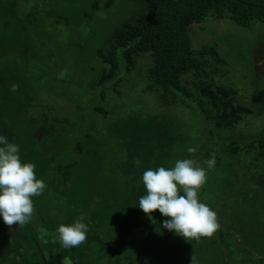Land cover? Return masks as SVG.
Wrapping results in <instances>:
<instances>
[{"label":"rangeland","instance_id":"rangeland-1","mask_svg":"<svg viewBox=\"0 0 264 264\" xmlns=\"http://www.w3.org/2000/svg\"><path fill=\"white\" fill-rule=\"evenodd\" d=\"M107 1L19 0L17 17L10 19L9 0H0V106L19 135L20 158L35 164L40 179L49 158L56 166L74 164L71 184L47 180L44 192L33 196L42 203L37 212L58 222L74 212L116 258L102 264H264V24L244 29L230 20L209 19L192 28L195 47L216 45L229 63L223 76L202 75L210 83L200 94L237 112V125L218 131L194 110V102L188 100L190 108L181 102L163 106L158 92L147 91L144 77L152 58L146 54L130 73L122 69L105 84L107 100L98 98L101 88L92 87L109 68L98 49L138 9L132 0H114L109 8ZM33 60L38 83L29 73ZM198 81L194 75L183 78L191 87ZM231 142L250 149V159L260 153V160L238 165L221 152L220 144ZM188 147L196 151L189 153ZM210 155L215 164L199 197L216 213L214 235L185 240L162 227L168 217L158 210L149 218L136 207L145 194L144 170L171 167L184 158L207 168ZM220 232L229 248L221 244ZM84 251L86 264L99 263L96 247ZM23 256L22 264H39L35 255Z\"/></svg>","mask_w":264,"mask_h":264},{"label":"trees","instance_id":"trees-1","mask_svg":"<svg viewBox=\"0 0 264 264\" xmlns=\"http://www.w3.org/2000/svg\"><path fill=\"white\" fill-rule=\"evenodd\" d=\"M132 1L138 5V9H135L128 19L116 27L112 34L107 35L105 44L98 49L101 61L109 67L103 69L96 86H91L92 90L101 88L97 94L98 98L102 101L107 100L105 84L114 81L122 69L130 73L135 68L138 58L146 54L152 58V64L147 68L144 77L147 91L158 92L161 105L171 107L181 102L184 107L190 108L188 102L190 100L195 103L194 110L202 115L206 122L214 124L216 130L228 131L234 128L238 123L237 112L232 111V107H217L211 97H203L200 94V91L202 93L204 87L210 83L208 80L202 79V75H205V72H211L214 76L225 75L226 67L229 65L228 60L216 45L204 44L195 47L191 37L192 28L195 24H202L213 19L230 20L241 28L253 29L258 24H264V0ZM18 2L19 0H9L8 15L10 19L17 17ZM113 3L114 0H108L105 6L109 8ZM93 8H97V2L93 4ZM26 20L30 22V17L27 16ZM5 25L9 26L10 22L6 21ZM28 63L30 65L29 73L35 76L34 83H38L37 70H34L37 65L36 61ZM45 70L47 69L45 68ZM189 75H194L199 79L196 86H187L183 82V78ZM196 90L199 91V94ZM26 99L28 105L31 106V97L28 96ZM230 108L231 110L228 111ZM98 110L106 113L102 108H98ZM7 114L9 113L0 106V135L18 144L19 135ZM213 143L219 145L218 141L214 140ZM220 146L222 154L238 165H255L256 160L261 158L260 153L256 158H248L250 149L241 147L237 143H222ZM81 150L80 147L78 151ZM49 160L50 165L45 169V175L41 178L45 184H47V180L51 179L59 185L71 184L73 178L71 169L74 168V164L58 163L56 166L53 165V159L49 158ZM38 166L36 165L37 168ZM55 169L58 174H55ZM138 176L136 175L133 180H136ZM35 200L32 197L34 211L30 219L40 215V211L37 212L40 208L37 210L36 208L40 207L42 203ZM235 202L237 203L235 200L233 204ZM71 220L72 222L75 220L72 215L69 219L63 220V224H70ZM25 225L26 227L30 226L28 221ZM21 228L22 225L20 227L9 226L0 220V264H22V261L19 260L22 258L20 251L24 242L13 235L15 231H21ZM214 234L215 232L212 235ZM224 235V232H220V242L225 245L224 247L229 248L230 242L224 238ZM211 236H202L199 239L206 240ZM88 241L98 243L99 251H104L105 243L100 236L87 235L85 242ZM79 250L74 247V253L82 255ZM229 252L232 253V250Z\"/></svg>","mask_w":264,"mask_h":264},{"label":"clouds","instance_id":"clouds-1","mask_svg":"<svg viewBox=\"0 0 264 264\" xmlns=\"http://www.w3.org/2000/svg\"><path fill=\"white\" fill-rule=\"evenodd\" d=\"M64 74L61 70L59 77ZM195 151V147L187 148L189 153ZM204 164L207 168L184 158L176 159L171 167L144 170L141 181L145 194L138 197L136 207L149 218L158 210L168 217L161 222L162 227L185 240L211 236L219 224L215 211L200 199L199 191L206 183L207 170L215 164L214 157L210 155ZM34 169V163L21 160L19 145L0 135V220L4 224L22 225L32 216V197L41 195L46 187ZM55 232L61 247H77L86 241L87 225L78 218L70 224H59Z\"/></svg>","mask_w":264,"mask_h":264},{"label":"crops","instance_id":"crops-1","mask_svg":"<svg viewBox=\"0 0 264 264\" xmlns=\"http://www.w3.org/2000/svg\"><path fill=\"white\" fill-rule=\"evenodd\" d=\"M71 215L75 217L74 212H71ZM44 216L45 214L41 213L35 218L33 217L34 219L32 218H31L32 220L29 219L28 222L30 226L27 225L28 227H26L25 225L26 223L22 224V228L20 229L21 231L18 230V231H15V233L13 232L14 233L13 235L17 236L18 240H21L22 242L27 243V245L23 246L20 251V254L22 255V259H24L23 254L24 255L26 254V255H29L28 257H33L35 255V257L39 259V264H51L50 261H48L50 260L49 258H56V260L58 261V264H86L85 260H83V255L86 254L84 250L87 247H91L92 251L95 247L97 248V253L95 256L96 258L100 259L101 261V262L99 261L100 264L106 261L108 257H110L111 261L114 258L109 254V246L105 245L104 251L100 252L99 245L98 243H95V242H93V244L91 242H84L83 245L77 246V248L80 249L79 252H81L82 255L75 254L74 247H71V248L61 247L56 238L55 229L57 228L59 224L63 223V221L58 222L59 220L56 216H55L56 218L52 217L53 220L47 221V218ZM13 225L14 227L21 226V225H16V224H13ZM87 235H91V233H87ZM94 244H97V245L94 246ZM29 252H32V253L29 254ZM64 252H68L69 256L66 257L64 255ZM115 260L116 258H114V261ZM118 261H120V259H118ZM119 263L124 264L123 261ZM32 264H36V263H32Z\"/></svg>","mask_w":264,"mask_h":264}]
</instances>
